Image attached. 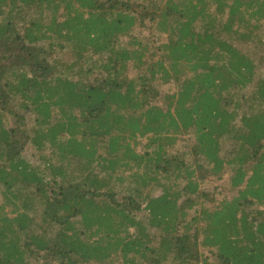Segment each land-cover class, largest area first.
I'll list each match as a JSON object with an SVG mask.
<instances>
[{"label":"trees","instance_id":"trees-1","mask_svg":"<svg viewBox=\"0 0 264 264\" xmlns=\"http://www.w3.org/2000/svg\"><path fill=\"white\" fill-rule=\"evenodd\" d=\"M38 259L264 264V0H0V264Z\"/></svg>","mask_w":264,"mask_h":264},{"label":"rangeland","instance_id":"rangeland-1","mask_svg":"<svg viewBox=\"0 0 264 264\" xmlns=\"http://www.w3.org/2000/svg\"><path fill=\"white\" fill-rule=\"evenodd\" d=\"M139 36H141L142 38L144 37L145 39H148V41H150L153 45V47H155V46H157V45H159L161 42H163V40H164V37L163 36H161V35H159L157 32L155 33L154 32V30H150V31H147V32H144V33H141ZM131 73L132 74H134V75H137L136 74V71H131ZM157 88H159V90H160V98H159V101L157 102V104L159 105V106H163V96L164 95H169V94H172L174 91H175V84H173L172 82L171 83H169V84H166V85H161V87H160V85L157 87ZM32 117H28V119H27V121H28V125H29V127H31L32 126ZM184 138H187V137H184ZM145 142H146V139L144 140V138L143 139H141L140 140V143L141 144H145ZM186 148V146H185V141H184V139L182 138L181 140H180V142L178 143V145L176 146V148L173 150V152H176V151H183V150H186L185 149ZM143 149V147L142 146H139V148H137V150L139 151V150H142ZM46 151H45V153H43V154H45V155H47L48 154V149L46 148L45 149ZM28 153H31V154H29V155H27V160L33 165V166H40V167H42L43 166V164H40L39 163V161L37 160V158H36V156L38 155V152H37V150H35V148H33L32 149V147H30L29 149H28ZM224 178V177H223ZM220 179V180H214V181H212L211 182V184L210 185H208V189L210 190V191H212V189H214L215 188V186H216V191L215 192H218L219 193V191H223V195L225 196V194H224V190L225 189H223V188H225L226 187V182H225V179ZM206 185V184H205ZM204 186V185H203ZM222 197L223 196H221V195H219V196H216V198L218 199V200H221L222 199ZM202 253L211 261V258H210V255L206 252V251H203L202 250ZM34 262V264H43V259H38V260H35V261H33ZM48 264H58V263H56V262H50L49 260H48ZM91 264V263H90Z\"/></svg>","mask_w":264,"mask_h":264}]
</instances>
